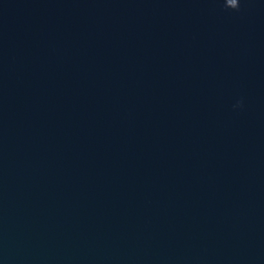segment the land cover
Returning <instances> with one entry per match:
<instances>
[{
	"label": "water",
	"instance_id": "95a60500",
	"mask_svg": "<svg viewBox=\"0 0 264 264\" xmlns=\"http://www.w3.org/2000/svg\"><path fill=\"white\" fill-rule=\"evenodd\" d=\"M0 264H264V0H0Z\"/></svg>",
	"mask_w": 264,
	"mask_h": 264
},
{
	"label": "clouds",
	"instance_id": "9594fccd",
	"mask_svg": "<svg viewBox=\"0 0 264 264\" xmlns=\"http://www.w3.org/2000/svg\"><path fill=\"white\" fill-rule=\"evenodd\" d=\"M225 9H232L239 11L240 0H223Z\"/></svg>",
	"mask_w": 264,
	"mask_h": 264
}]
</instances>
